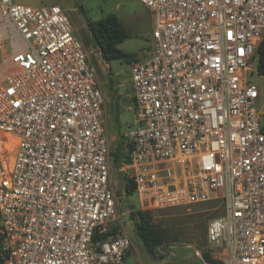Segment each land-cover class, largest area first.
Listing matches in <instances>:
<instances>
[{"label":"built area","instance_id":"2783aa9c","mask_svg":"<svg viewBox=\"0 0 264 264\" xmlns=\"http://www.w3.org/2000/svg\"><path fill=\"white\" fill-rule=\"evenodd\" d=\"M137 1L154 44L129 63L121 165L135 206L217 201L206 241L220 263L196 251L203 264H264V124L249 78L264 0ZM3 31L13 50L0 77V264H124L105 95L66 8L0 0Z\"/></svg>","mask_w":264,"mask_h":264},{"label":"rangeland","instance_id":"374dc122","mask_svg":"<svg viewBox=\"0 0 264 264\" xmlns=\"http://www.w3.org/2000/svg\"><path fill=\"white\" fill-rule=\"evenodd\" d=\"M16 3L32 6H50L59 4L66 8L72 22L80 28L79 38L88 53L89 60L94 65L107 98L106 129L113 149L116 137L122 140L134 119V113L129 110L131 94L130 64L123 60L102 61L98 54V47H91L86 19L98 20L109 13L116 14L124 22L130 36L118 44V47L130 53H136L138 60L149 58L154 44L152 38V20L146 7L137 0H13ZM75 8V10L73 9ZM7 34L0 33V77L10 66L5 58L13 50ZM14 38L19 42L18 35ZM21 44V43H20ZM19 44V45H20ZM91 47V48H90ZM250 81L256 85L259 97L255 108L260 113V121L264 124V76L258 74L256 63L252 66ZM110 81L113 92L110 90ZM116 99L117 105H113ZM123 149H125L124 144ZM124 167H116L111 161L110 180L116 193L119 221L122 222L123 232L131 240L129 255L124 264H203L196 251L213 252L214 257L220 256L210 248L206 241L208 222L222 212L217 201L192 203L184 206L172 207L157 211L152 215L151 222L164 232L165 239L156 248L155 254H149L137 239L133 231V222L129 217V208L137 205L136 194L129 195L124 187ZM115 223V222H114Z\"/></svg>","mask_w":264,"mask_h":264},{"label":"trees","instance_id":"16d2710c","mask_svg":"<svg viewBox=\"0 0 264 264\" xmlns=\"http://www.w3.org/2000/svg\"><path fill=\"white\" fill-rule=\"evenodd\" d=\"M87 27L93 41L100 50V56L105 62L111 60H123L131 63L137 60L136 53L125 52L118 47V44L130 36L129 31L123 25L118 16L114 13H109L98 20L86 19ZM256 69L259 75L264 76V36L257 47V63ZM110 90L113 92L110 81ZM114 106L117 105L115 101ZM120 137H116L115 145L112 149L113 165L118 167L123 161H126L128 154L124 151ZM124 174V173H123ZM125 191L129 195L134 194V183L131 179L124 176ZM157 211L149 209H141L135 205L129 208V217L133 222V231L142 246L149 253L154 255L156 248L165 239L164 232L159 230L152 222V215ZM119 231L118 225H113L110 230L104 233H95L93 242L103 241L114 236ZM203 258L207 262L220 263V260L212 258L208 250L203 251Z\"/></svg>","mask_w":264,"mask_h":264},{"label":"crops","instance_id":"0c3cea01","mask_svg":"<svg viewBox=\"0 0 264 264\" xmlns=\"http://www.w3.org/2000/svg\"><path fill=\"white\" fill-rule=\"evenodd\" d=\"M145 6V5H144ZM146 7V6H145ZM74 10H75V8H73ZM146 9L149 11V9L146 7ZM149 13H150V11H149ZM150 17H151V20H152V16H151V13H150ZM119 18V17H118ZM120 19V18H119ZM121 20V19H120ZM121 22L123 23V25H124V22H123V20H121ZM152 26H153V20H152ZM83 27L84 28H86V30H87V23H86V26L85 25H83ZM73 29H74V33H75V35H77L78 37H79V32H80V28H77V26L75 25H73ZM0 33H2V32H0ZM88 34L90 35V32H89V30H88ZM90 38H91V43H92V45H91V47L93 46V44L96 46V47H98L97 45H96V43L93 41V39H92V37H91V35H90ZM90 47V48H91ZM87 48H85V50H86ZM98 54L100 55V50H99V48H98ZM89 58V57H88ZM100 58H101V56H100ZM101 60L103 61V59L101 58ZM90 61V60H89ZM91 62V61H90ZM107 63V62H106ZM92 64V63H91ZM93 65V64H92ZM93 67H94V65H93ZM94 69H95V67H94ZM95 72H96V70H95ZM103 92H104V95H105V100H106V108H107V98H106V94H105V91L103 90ZM130 95V94H129ZM129 98V97H128ZM116 101V99H114V101H113V103Z\"/></svg>","mask_w":264,"mask_h":264},{"label":"water","instance_id":"95a60500","mask_svg":"<svg viewBox=\"0 0 264 264\" xmlns=\"http://www.w3.org/2000/svg\"><path fill=\"white\" fill-rule=\"evenodd\" d=\"M129 255V252L126 254V257ZM162 264H166V263H162Z\"/></svg>","mask_w":264,"mask_h":264}]
</instances>
